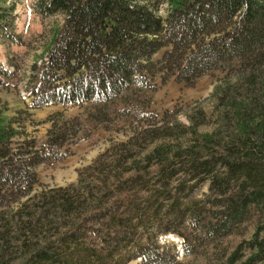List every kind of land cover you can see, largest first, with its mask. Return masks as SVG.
<instances>
[{
	"label": "trees",
	"instance_id": "16d2710c",
	"mask_svg": "<svg viewBox=\"0 0 264 264\" xmlns=\"http://www.w3.org/2000/svg\"><path fill=\"white\" fill-rule=\"evenodd\" d=\"M33 7L42 16L61 15L62 24L53 29L49 45L39 61L30 66L28 108L73 105L81 107L85 117L66 118L59 111L53 112L46 118L50 124L43 143L28 137L15 141V136H27L24 122L16 115L5 118L0 109V208L29 196L38 183L35 167L65 158L70 154L65 146L81 133L88 136L91 124L108 127L113 116H118L130 125L126 140L118 144L127 147L119 153L121 160L113 145L106 150L111 151V164L101 168L102 163L96 160L87 167L106 173H116L118 164L135 155L133 148L138 137L149 143L171 136L176 125L182 127V134L198 135L197 126L208 120L201 108L196 118L186 113L187 125L177 120V109L172 111V121L159 125L142 122L146 114L150 115L145 110L150 103L146 95L155 90L157 76L163 83L174 77L176 82L190 87L201 76L222 70L236 76L240 83L249 84L264 66V0H35ZM14 11V0H0V45L17 40ZM10 75L12 72L0 62V88L3 79ZM223 81L214 86L219 100L224 96L220 91ZM231 97L234 100H230V108L244 115L247 105L242 106L236 103L235 96ZM249 103L254 104V99ZM214 112L216 117L221 113L219 108ZM152 115L156 119L153 112ZM261 125L259 120L251 127L250 123H243L238 140H230V145H239L243 151L241 158H235L219 141L221 152L215 155H194L195 145H187L174 155L186 158L192 170L206 169L211 175L207 180L208 190L213 193L209 200L215 209L203 227L210 237L229 234L237 223L247 218L250 206L264 207V126ZM201 136L207 142L214 138L208 133ZM215 166L224 167L223 175L213 172ZM233 178L239 181H234L239 189L230 193ZM106 180L107 189L112 185L122 192L131 189L128 178L119 184L109 181L108 176ZM197 180L196 177L195 186ZM93 188L90 181L79 176L76 183L61 188L64 193L58 199L59 206L74 209V198L89 201ZM195 211H192L194 218ZM172 212L174 217L181 215V211ZM131 214L123 212L110 216L109 220L119 223ZM75 230L64 232L57 242L62 244L66 238L75 236ZM119 232L117 227L107 229L112 238ZM248 248L250 254L240 264L264 260V238H259L258 232ZM177 256L172 246L148 235L147 241L137 244L132 255L124 259L116 258L112 251L101 257L89 246L82 250L71 247L68 253L60 255L45 242L22 264H126L139 257V264H174ZM237 258L231 257L229 264Z\"/></svg>",
	"mask_w": 264,
	"mask_h": 264
},
{
	"label": "rangeland",
	"instance_id": "374dc122",
	"mask_svg": "<svg viewBox=\"0 0 264 264\" xmlns=\"http://www.w3.org/2000/svg\"><path fill=\"white\" fill-rule=\"evenodd\" d=\"M14 2V34L17 40L0 45V62L12 72L3 79L4 84L0 88V109L5 118L16 115L24 122L27 136H15V141L28 137L43 143L50 124L46 120L49 114L59 111L66 118L81 115L84 119V110L73 105L28 108L30 98L26 90L30 66L35 60L39 61L50 43L53 29L61 26L62 16L37 14L33 7L35 0ZM262 66L249 84L240 83L236 76L222 70L201 76L190 87L176 82L174 77L163 83L157 76L155 90L146 95L150 103L145 110L150 115L146 114L142 122L159 125L172 121V111L177 109V120L187 125L186 113L196 118L200 108L208 120L197 126L199 136L182 134V127L176 125L171 129V136L149 143H143L142 137H138L133 148L135 155L118 164L116 173L87 167L96 160L102 163L101 168L111 164V151L106 150L113 145L118 159H122L119 153L127 147L118 144L126 140L130 125L118 116H113L108 127L91 124L88 136L81 133L73 143L65 146L64 149L70 151L65 158L38 164L35 167L38 183L30 195L0 208V264H22L45 242L60 255L68 253L71 247L82 250L89 246L101 257L112 251L116 258L124 259L132 255L137 244L146 242L148 235L155 236L159 243L170 245L178 252L174 264H229L231 257H238L233 264H240L250 254L248 245L254 233L258 232V237L264 238L263 205L250 206L247 218L237 223L229 234L208 236L203 227L211 217V210L215 209L209 200L213 195L208 190L207 181L211 175L206 169H202L203 172L192 170L186 158L174 155L187 145H195L194 155H215L221 152L217 145L219 141L235 158L243 156L239 145L236 147L229 142L238 140V130L243 123H250L251 127L259 120L264 126ZM223 80L225 84L220 85V91L224 96L219 100L214 86ZM231 96H235L236 103L247 105L244 115L230 108V100H234ZM253 99L254 104L249 103ZM215 108L221 112L217 117ZM152 112L156 116L154 120ZM203 133L214 135V138L207 142L201 136ZM126 168L129 170L125 171ZM177 168L178 172L174 173ZM223 170L224 167L215 166L213 172L222 173ZM79 176L94 185L92 198L85 202L82 198H74V209L59 206L58 199L64 193L61 188L76 183ZM107 176L109 181L118 184L128 178L130 182L127 185H131V189L122 192L115 185L107 189L104 184L108 181ZM196 177L199 180L195 186ZM234 181V178L230 181V193L239 189ZM174 210L181 211L180 217H174ZM193 210H196L195 218ZM129 211L131 216L119 223L109 220L112 215ZM109 227L120 228L117 237L107 234ZM73 228L76 229L75 236L59 244L58 238ZM161 228L170 231L160 233ZM140 261V257L134 258L126 264H139ZM257 264H264V260Z\"/></svg>",
	"mask_w": 264,
	"mask_h": 264
}]
</instances>
